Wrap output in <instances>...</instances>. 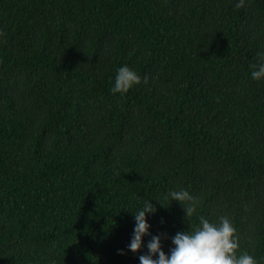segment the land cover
<instances>
[{
    "label": "trees",
    "instance_id": "1",
    "mask_svg": "<svg viewBox=\"0 0 264 264\" xmlns=\"http://www.w3.org/2000/svg\"><path fill=\"white\" fill-rule=\"evenodd\" d=\"M258 52L264 0H0V264H139L146 199L166 253L228 216L264 264ZM124 64L141 81L112 93Z\"/></svg>",
    "mask_w": 264,
    "mask_h": 264
},
{
    "label": "clouds",
    "instance_id": "2",
    "mask_svg": "<svg viewBox=\"0 0 264 264\" xmlns=\"http://www.w3.org/2000/svg\"><path fill=\"white\" fill-rule=\"evenodd\" d=\"M258 57L257 62L251 65L250 72L256 80L264 79V52H258ZM140 81L138 71L124 64L117 69L110 90L123 94ZM168 196L182 204L186 216H191L199 203L198 197L186 188L172 189ZM155 211V204L151 199H146L132 212L133 232L126 248L136 252L145 246L143 238L151 236L146 243L147 251L139 255V264H258L257 258L246 250L237 254L239 236L228 216H220L218 222L200 216L199 224L194 229L177 231L171 237L173 246L166 253L162 248V234L150 233L151 224L147 216ZM117 251L123 254L125 249Z\"/></svg>",
    "mask_w": 264,
    "mask_h": 264
}]
</instances>
